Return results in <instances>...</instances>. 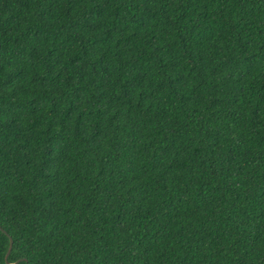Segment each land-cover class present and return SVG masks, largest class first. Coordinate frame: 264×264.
<instances>
[{"label": "trees", "instance_id": "obj_1", "mask_svg": "<svg viewBox=\"0 0 264 264\" xmlns=\"http://www.w3.org/2000/svg\"><path fill=\"white\" fill-rule=\"evenodd\" d=\"M264 264V0H0V264Z\"/></svg>", "mask_w": 264, "mask_h": 264}, {"label": "water", "instance_id": "obj_2", "mask_svg": "<svg viewBox=\"0 0 264 264\" xmlns=\"http://www.w3.org/2000/svg\"><path fill=\"white\" fill-rule=\"evenodd\" d=\"M11 248H12V239L10 238L9 248H8V251H7L6 255H5V262H6V264H18V262L21 261V260L15 262V263H9L8 262V257H9Z\"/></svg>", "mask_w": 264, "mask_h": 264}]
</instances>
